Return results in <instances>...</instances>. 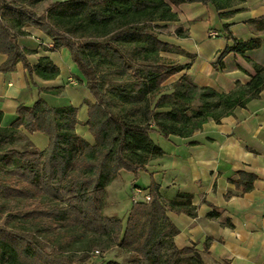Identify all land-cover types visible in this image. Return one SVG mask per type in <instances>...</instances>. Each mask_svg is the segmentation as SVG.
Masks as SVG:
<instances>
[{
    "label": "trees",
    "instance_id": "trees-1",
    "mask_svg": "<svg viewBox=\"0 0 264 264\" xmlns=\"http://www.w3.org/2000/svg\"><path fill=\"white\" fill-rule=\"evenodd\" d=\"M42 1L0 0V53L5 55L0 71H12L21 62L29 83L35 76L58 75L47 56L35 63L27 59L30 50L19 38L29 35L28 27L50 40L38 41L44 50L65 48L78 71L77 82L92 97L86 102L85 124L93 143L75 131V106L51 105L41 96L59 93V87L38 88L32 104L19 103L7 124L0 111V264H84L86 254L74 258L54 246L55 240L76 250L79 243L93 245L98 237L127 255L124 262L101 264H206L193 246L175 245L178 229L167 216L168 211L194 215L191 194L177 192L164 199L152 180L146 188L149 199L133 201L122 223L104 213L106 187L121 170L137 178L151 159L163 154L151 134L189 137L202 123L218 122L258 96L263 65L246 57L253 68L250 79L219 92L193 83L182 72L187 64L169 56L175 48L162 38L168 33L165 22L177 20L171 4L199 2L221 19L244 0H55L36 13L33 8ZM245 23L254 35L245 40L235 38L229 24L221 25L231 45L218 54L215 69L224 67L230 52L245 56L260 47L264 15ZM173 33L186 36L181 26ZM35 132L47 136L45 148L26 136ZM255 177L239 172L230 180L246 192ZM48 242L53 244L49 251L44 247ZM203 252H208L207 244Z\"/></svg>",
    "mask_w": 264,
    "mask_h": 264
},
{
    "label": "crops",
    "instance_id": "crops-1",
    "mask_svg": "<svg viewBox=\"0 0 264 264\" xmlns=\"http://www.w3.org/2000/svg\"><path fill=\"white\" fill-rule=\"evenodd\" d=\"M171 9L177 20L165 22L168 33L162 38L175 48L169 56L180 64H187L182 72H186L196 85L228 92L237 82H247L253 74L252 64L246 57L264 66V30L259 34L263 39L260 47L246 52L245 56L230 52L223 58L222 69L213 66L218 54L231 45L220 32L221 25L229 24L235 38L253 37L245 21L264 15V0H244L232 7L236 10L234 13L221 19L211 6L199 2L171 4ZM176 26H181L186 36L174 35ZM210 29L217 30L218 36L209 37ZM26 30L29 35L20 37L19 42L30 50L27 54L29 62L35 63L40 56H47L58 67L59 73L53 79L35 76L29 83L21 62H17L12 71H0L2 123L7 124L13 119L19 103L32 104L38 96V88L59 87V93H41V96L51 105L75 106L78 120L75 131L93 143L85 124L86 102L92 97L84 85L77 82L79 74L69 52L65 48L44 50L30 35L43 43L50 40L33 27ZM4 60L5 55L0 53V64ZM26 136L39 149L48 143L47 136L40 133H26ZM162 139L161 142L153 139L163 154L151 159L145 170L140 171L138 177L144 176L147 185L143 190L132 185L141 192L136 194L131 189V203L141 199L152 180L159 184L164 199H172L177 192L189 193L194 215L167 212L178 229L173 237L177 247L193 246L201 252L206 264H222L223 261L264 264V86L256 98L244 107L235 108L218 122L208 120L186 138L169 135ZM239 172L256 176L251 189L246 192H241L230 180L236 179ZM117 176L107 185V196ZM209 213L214 215L209 216ZM205 244L207 253L203 252Z\"/></svg>",
    "mask_w": 264,
    "mask_h": 264
},
{
    "label": "rangeland",
    "instance_id": "rangeland-1",
    "mask_svg": "<svg viewBox=\"0 0 264 264\" xmlns=\"http://www.w3.org/2000/svg\"><path fill=\"white\" fill-rule=\"evenodd\" d=\"M55 0H44L39 4H36L34 6V11L36 13H41L49 3L53 2ZM73 85L75 84L72 81ZM91 135V134H90ZM160 135L152 134L151 137L154 139V141L161 142L162 136ZM92 137V136H91ZM93 141V138H92ZM119 175L117 176L116 181H114L113 185L108 190V196L106 193V199L109 203L104 208V213L108 216L114 215L119 217L122 220V223L125 222L128 211L131 207V189L132 185H137L138 187L145 188L146 182L145 177L142 176L141 178L137 177L134 178L132 173L128 171L121 170L119 171ZM113 190L115 193L113 194ZM94 244L91 245L89 243V240H85L79 243L76 248V250H70L69 245L64 243L62 239L57 238L55 240V244H57L60 248V250H64L68 253H70L74 258L79 259L83 254L87 255V258L84 262V264H101L102 261L108 260V259H116L118 261L124 262L127 259V255L123 254L121 251H119L115 246H107L105 243L104 237H98L96 240H93ZM60 244V245H59ZM44 247L46 250H51L53 248V244L51 242L45 243ZM98 250V254H93V250Z\"/></svg>",
    "mask_w": 264,
    "mask_h": 264
},
{
    "label": "built area",
    "instance_id": "built-area-1",
    "mask_svg": "<svg viewBox=\"0 0 264 264\" xmlns=\"http://www.w3.org/2000/svg\"><path fill=\"white\" fill-rule=\"evenodd\" d=\"M208 36L209 37H216V36H218V31L217 30H215V29H210L209 31H208ZM30 37L31 38H34V39H37V41H39L40 39H38L36 36H34V35H30ZM134 191L136 192V194H139L140 192H141V190H140V188H138V187H135L134 188ZM141 199H143V200H148L149 199V195L147 194V193H145V194H143V196L141 197ZM99 252H98V250H95L94 251V253L93 254H98Z\"/></svg>",
    "mask_w": 264,
    "mask_h": 264
}]
</instances>
